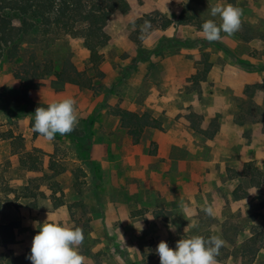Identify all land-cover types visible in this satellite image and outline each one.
I'll list each match as a JSON object with an SVG mask.
<instances>
[{"label": "rangeland", "instance_id": "374dc122", "mask_svg": "<svg viewBox=\"0 0 264 264\" xmlns=\"http://www.w3.org/2000/svg\"><path fill=\"white\" fill-rule=\"evenodd\" d=\"M173 3L175 7L178 6L179 13L195 15L205 22L211 19L217 25L221 23V20L219 16H211V8L220 3L231 4L240 9L239 28L232 34L221 32L220 40L210 42L204 35L199 38L188 37V33L192 35V29H198L195 25L190 24L189 26L192 28H189L191 32L186 34L187 38L177 34L174 38H162L159 37L157 30L168 24L170 20L167 16L158 11L144 15L143 18L129 25L128 40L133 44L131 53L135 56L132 57L130 54L121 56L122 60L131 59L132 61L124 72L126 80L121 82V89H125L124 83L138 70V62L153 63L180 55L182 50L196 51L189 54L184 53V55L194 61V66L200 69L215 62L221 65L226 63L241 64L251 71L264 68V44L260 48H256L254 44L251 45L256 42L257 38L264 43V0H175ZM138 4L141 5L142 0ZM122 17L117 19L110 29L119 22L121 23ZM145 21H150V28H144ZM176 22L178 23V19ZM28 40L27 38L26 42L22 44L23 49L31 46ZM38 48L40 49V59L52 60L55 64H62L64 61L70 60L79 70H85L89 66V52L84 50L79 39L62 37L54 39L48 45L42 43ZM135 50L136 53H133ZM101 53L104 55V61L105 56L109 62L115 60L113 50L110 48H103ZM25 56H27L25 59L29 56L26 51ZM12 74V70L5 62H2L0 65V138L7 127L12 126L17 130L20 125H24V120H28L29 125H32L31 116L21 110H14L6 106L8 99L20 96V83L13 78ZM156 76L154 75V77ZM59 88L61 86L55 83L52 77H46L43 86L35 92L45 90L58 93L60 92L57 90ZM185 89L186 98L194 99L200 96L199 88L189 86ZM108 92L104 75L97 82L95 91L80 90L74 95L76 102L83 103L85 111H88L89 114L75 127L78 132L76 136L57 133L53 139L56 145L53 163L59 164V169L63 165L71 169L73 163L70 159L75 157L82 162H90L92 147L96 141L103 140L104 136L94 129V126L97 123L112 125V120H108L106 116L113 109L119 107L117 105L112 108L108 104ZM96 96H101L97 103L95 102ZM234 103L238 106L236 121L246 125L243 134L246 144L234 147L238 154L243 153V157L234 159V156H229L228 151H225V147H223L225 136L207 139L195 133L191 150L178 146L172 148L168 154L172 161L167 165L155 162L149 164V169L159 175L154 174V180L150 177L147 184L150 187L154 184L168 192V199L163 200L162 203L152 198L144 201L145 198H141L139 190L137 192L133 190L132 194L129 190L125 191L129 186L132 189H135L136 186L137 189H141L145 183L144 178L130 181L128 168L122 163L118 168L119 176L125 181L124 184L122 183L123 188H113L111 183L106 182L102 189L103 183H100L98 191L95 192L91 186L96 184L86 181L84 177L86 174L74 166L72 168L76 169L74 181L67 174H62L55 180L41 182L40 188L45 189L47 186L49 190L57 193H54L55 196L52 199H38V194L41 191L39 188L34 190V193L38 195L36 198L29 197L31 194L26 197L25 193L18 189L9 200L10 182L23 180L25 183L27 177L23 170L13 168L9 160L4 161L0 171L2 212H0V220L5 223H18L16 244L10 247L13 253L18 255L30 247L34 236L38 233L36 224L45 222L42 218L38 219L37 216H33L30 207H20L21 203L28 206L34 201L44 217L48 209L46 206L48 202H54L56 195L60 197V193L65 188H74L72 197L70 196L71 192H68L67 199L72 205L71 215L73 218L59 224L72 229H81L83 240L76 247L79 254L84 257L83 264H160L156 248L161 241L175 249L178 240L192 236H200L204 239L218 237L223 240V246L217 255L220 260H216V264H264V248L258 252L252 263H247L248 258L244 256L241 249L243 243L251 236L253 227L261 223L264 214V185L254 197L236 201L232 199L231 194L238 181L230 179L232 170L242 169L244 165L242 159L245 158L254 161L264 171V83L260 87H251L244 97L235 98ZM76 108L79 118L83 110L79 105H76ZM223 120V117L219 119L220 124ZM116 135L121 143V155L133 151L139 156L144 153L155 156L158 152L157 144L152 142L148 146L147 141L139 144L134 151L127 147L126 134L123 130ZM147 137L150 138V135L148 134ZM100 154L101 152H98L97 156ZM45 162L48 163L47 157ZM142 165L145 163L143 162ZM156 177L161 179L160 183ZM29 185L32 188V184ZM103 195L119 196L124 200L135 202L130 204L132 222L129 225L122 228L121 222L113 221L115 220L114 214L102 215L100 213L97 202ZM140 200L146 202L142 208ZM160 207L163 208L161 211L158 210ZM209 207L212 209L211 215L206 211ZM152 208L155 210L151 216L161 215L163 223L160 225L165 227H159L156 222L150 220L151 216L146 215ZM24 209L28 210L26 215L22 214ZM170 227L177 228V230L172 232ZM164 228H168V230L165 231ZM5 251L6 249L0 242V254Z\"/></svg>", "mask_w": 264, "mask_h": 264}, {"label": "crops", "instance_id": "0c3cea01", "mask_svg": "<svg viewBox=\"0 0 264 264\" xmlns=\"http://www.w3.org/2000/svg\"><path fill=\"white\" fill-rule=\"evenodd\" d=\"M173 1L175 0H142L141 5L133 3L130 11L122 17V22L114 25L109 30V35L113 38L114 42L107 47L113 50L115 60L113 62H109L105 56V61L101 65V70L105 75V84L109 90L108 104L112 108L118 105L122 109L132 112H150L155 118L162 121L164 130L161 131L151 128L147 129L144 133L142 141L139 143L141 144L143 141H147L148 146L152 142L156 143L158 146L157 154L155 156H150L147 153H144L139 156L138 153L132 151L128 154L121 155L122 147L116 134L123 129L120 126L119 118L115 117L112 115V112H110L106 117L108 120H112V125L97 123V125L94 126V129H97L98 132L104 136L103 140L96 141L92 147L90 162H82V160L76 157L72 158L70 159L73 163L71 169H68L63 165L62 173L52 177L50 180H55L62 174H67L71 180L74 181L76 179L74 177L76 169L72 168L77 166L76 168H79L84 172V174H86L84 175L86 181L96 184L91 186L92 190L95 192L98 191V185L100 183H103V187H101V189L104 188V184L106 182L111 183L113 188L122 187V183L124 184L125 181L119 176L118 168L120 163H122L128 168L127 170L130 181L137 178H144L143 180L145 183L141 189H137V186L135 189H132V187L129 186L128 189H125V191L129 190L131 192L130 194H132L133 190L135 192L139 190L141 198H145L144 201L152 198L162 203L163 200L168 199V192H166V189L164 191L162 188L159 186L156 187L154 184L151 187L147 184L150 177L154 180L153 175L158 174L157 172L154 173L155 171H151L149 169V164L155 162L159 164L164 163V166L167 165V163L172 161V159L168 156L172 148L180 146L186 150L192 149L194 140L193 136L195 132L189 128L188 123L184 119L181 118L176 120L179 115L188 111H193L203 117L204 128H207L209 123L214 118L218 117L221 119L223 117L224 120L221 123L220 131L215 138L225 136L223 147H225V151H228L229 156H234V159H241V157H243V153L240 152V154H238L234 147L246 144V140L243 137L246 125H243L242 122L236 121L238 106L234 103V99L244 97L246 94V87L261 85L264 83V68L257 71H251L247 70L241 64L226 63L221 65L217 62L212 63V68L207 75L206 81L202 82L198 87L200 89V96L194 99H189L184 95L186 90L185 82L187 79L196 74L198 67H195L194 61L187 58L184 53L189 54L196 51L182 50L180 55L154 61L153 63L138 62V70H136L127 82L124 83L123 87L125 89L123 90L120 88L121 82L126 80V73L124 72L127 70V66H129L132 62L131 59L122 60L121 56L123 54H130L132 57L135 56V54L131 53L133 51V44L128 40L130 24L143 18L144 15L158 11L165 14L172 22L170 26H164L157 30L159 37L174 38L177 34L180 37L187 38L186 34L191 32V29H189L192 28L189 26L190 24L178 25L176 22V19L179 18L181 13H179V9H177L178 6H174ZM175 10H177L176 13H174ZM195 30L196 29H192V35L188 33V37L199 38L203 35L202 31H199L198 29L196 31ZM255 41L256 42L251 45L254 44L256 48H260L262 47V44H264L259 38ZM84 50L89 52L85 48ZM133 53H136V50ZM154 75L157 76L154 77ZM80 90L82 89L78 86L66 85L63 87L62 91L58 93L55 91L51 92L45 90H41V92H35L37 90L30 91V97L34 102L42 104H51L65 98L73 99L75 101V115L79 123L80 120L89 114L88 111H85L83 103H78L75 100L74 95L80 92ZM95 98V102L97 103L101 96H96ZM76 105H79L81 110H83L79 118L77 116L79 113ZM78 123L76 126H78ZM23 124L24 125H20L17 130H15L12 126L7 127L6 131L0 138V171L3 166V162L9 160L12 163L13 168L23 170L27 177L25 183L23 180H12L10 182V191L12 190L14 192H8L9 200L12 198L11 195L15 194L18 189H21L20 191L23 192L25 187L29 185V172L28 170L22 168L20 164L21 153L30 152L33 149H38L45 153V156L42 159L43 162L41 167L45 174L49 177L53 176V170L50 169V155H54L56 151L54 140L49 141L40 134L38 136H34V131L29 125L28 120H24ZM11 134L14 136L22 135L24 138L22 146L20 145V147H15V151H17V153L13 152V140L9 138ZM148 134L150 135V138L147 137ZM125 140L127 147H130L135 151L139 144L134 145L128 139L127 135ZM98 152H101L100 156H97ZM46 157L48 158V163L45 162ZM143 162L145 165H142ZM242 162L245 164L250 162V160L245 158L242 159ZM157 181L160 183L161 179H157ZM40 190V193L44 195L38 196V199L40 200H50L53 196H55V194H57L49 190L47 186H45V189H43V187L40 188ZM73 190L74 188H65L62 193H60V197L56 195L55 198H63L62 200L64 202V205L57 209L54 208L52 201L48 202V205H46L48 206V209L45 212L44 217L41 215L40 208L37 205L34 207L31 206L32 203L28 204V206L21 203L20 207H30L32 209L31 213L33 216H37L38 219L42 218L43 221H46L47 217L49 222L60 223L67 221L68 219H72L71 211L68 207L70 201L67 199L70 192V196L72 197ZM100 198L101 200H98L97 207L100 209V213L102 215L114 214L115 220L113 221L121 222L123 224L122 228H125L132 222L130 204H134L135 202H132L131 200H124L119 196L112 197L110 195H103ZM181 198L183 199V197ZM140 203L141 208L143 205H146V202L144 203L141 200ZM165 208L167 209V207ZM162 209L161 207L158 208L160 211ZM154 210L155 209L152 208V210H150V212L146 215L151 216V214L154 213ZM184 212L186 213V211ZM27 213L28 210L26 209L22 211L23 215H26ZM69 213L70 216H68ZM150 220L152 222H156V224H158L161 228L165 227L160 225V223H163L161 221V215H157V217L152 215ZM1 222L6 224L3 221ZM164 230L167 231L168 228H164ZM170 230L174 232L177 228L170 227ZM26 250L16 256L24 254Z\"/></svg>", "mask_w": 264, "mask_h": 264}, {"label": "trees", "instance_id": "16d2710c", "mask_svg": "<svg viewBox=\"0 0 264 264\" xmlns=\"http://www.w3.org/2000/svg\"><path fill=\"white\" fill-rule=\"evenodd\" d=\"M139 2L140 0H0V65L5 62L12 70L13 78L21 86L20 96L8 99L6 106L31 116L33 129L35 110L38 107L46 108L49 104L34 102L30 97V91L42 87L46 77H52L55 83L61 86L57 89L58 91H62L66 85L95 91L97 82L104 77L101 70L104 55L101 50L114 42L109 35V29L117 19L130 11L133 3ZM204 22L195 15L184 13L178 18V25L192 24L199 30H202ZM171 23L169 21L166 26ZM62 37L76 38L81 41L90 53L88 68L79 70L70 60L55 64L52 60L40 59L38 46L42 43L48 45L54 39ZM27 38L31 46L23 49L22 44ZM25 51L29 53L27 59H25L27 57ZM211 68L210 63L203 69L198 68L196 74L186 80V88L189 86L198 88L202 82L206 81ZM260 86H248L246 93L251 87ZM112 115L119 118L121 128L134 145L142 141L147 129L164 130L162 121L150 112L137 113L117 107L113 109ZM181 118L188 123L190 129L204 138L213 139L220 131L221 124L218 117L214 118L207 128L203 127V117L193 111L179 115L176 120ZM77 133L74 127V130L67 135L76 136ZM38 135L34 132V136ZM9 138L13 140V152L17 153L15 147L22 146L24 138L22 135L14 136L13 134ZM44 156L45 153L38 149L23 152L20 155L21 167L28 170L29 184H32V188L30 185L25 187L23 191L25 196L30 194L29 197L32 198L38 195L44 196L42 193L38 195L34 193L40 188L41 182L50 180L63 171L53 163L54 155H50V169L53 170V176L49 177L45 174L41 167ZM231 172L230 179L238 181L231 194L233 200L254 197L264 185V171L254 161L245 163L239 171ZM62 205H64L62 199L54 198L55 209ZM31 206L35 207L36 204L32 203ZM68 207L71 211L72 205ZM17 227V222L4 224L0 220V242L6 249L3 254H0V264H31L27 258L31 247L20 256H16L10 248L16 244ZM262 248H264V214L261 223L253 227L251 236L241 247L244 256L248 258L247 263H252ZM215 260H220L217 255Z\"/></svg>", "mask_w": 264, "mask_h": 264}, {"label": "clouds", "instance_id": "9594fccd", "mask_svg": "<svg viewBox=\"0 0 264 264\" xmlns=\"http://www.w3.org/2000/svg\"><path fill=\"white\" fill-rule=\"evenodd\" d=\"M210 14L219 16L221 23L207 20L202 24V33L208 41L220 40L221 32L232 34L240 25V9L231 4L220 3L212 7ZM151 27L145 21L144 28ZM75 101L65 98L49 104L46 108L38 107L34 113L33 131L51 141L56 134L64 135L74 130L78 123L74 109ZM209 215L212 209H206ZM38 233L32 240L30 255L31 264H83L84 257L79 254L77 245L82 243L83 235L79 228H69L47 220L37 223ZM223 240L211 237L207 240L200 236L180 239L172 249L164 241L156 248L160 264H216L215 257L223 246Z\"/></svg>", "mask_w": 264, "mask_h": 264}]
</instances>
